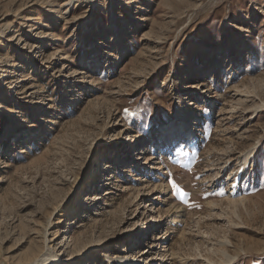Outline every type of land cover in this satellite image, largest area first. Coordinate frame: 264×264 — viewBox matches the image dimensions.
<instances>
[{
  "label": "rangeland",
  "instance_id": "rangeland-1",
  "mask_svg": "<svg viewBox=\"0 0 264 264\" xmlns=\"http://www.w3.org/2000/svg\"><path fill=\"white\" fill-rule=\"evenodd\" d=\"M70 1L0 0V264H264V0Z\"/></svg>",
  "mask_w": 264,
  "mask_h": 264
},
{
  "label": "bare ground",
  "instance_id": "bare-ground-1",
  "mask_svg": "<svg viewBox=\"0 0 264 264\" xmlns=\"http://www.w3.org/2000/svg\"><path fill=\"white\" fill-rule=\"evenodd\" d=\"M71 4H72V0L70 1ZM184 125L186 126L187 124L184 123ZM248 157V156H247ZM243 170V169H242ZM237 186H238V178H235L232 183H231V195H232V198L235 196V198H233V200L231 201V203H235V202H240L241 200H243V198H236L237 196V192H236V189H237ZM51 252V251H50ZM47 256H52V259L55 263H57V256L55 255H52V253H49L47 252L46 254L42 255L40 258H36L34 263L33 264H45L47 261H49L51 258L47 257ZM121 260L122 263H126V264H139V261L138 260H134L133 256L132 257H126V258H119Z\"/></svg>",
  "mask_w": 264,
  "mask_h": 264
}]
</instances>
